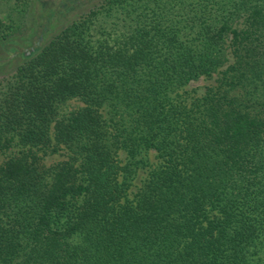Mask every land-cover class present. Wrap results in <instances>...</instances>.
Masks as SVG:
<instances>
[{
    "label": "trees",
    "instance_id": "16d2710c",
    "mask_svg": "<svg viewBox=\"0 0 264 264\" xmlns=\"http://www.w3.org/2000/svg\"><path fill=\"white\" fill-rule=\"evenodd\" d=\"M43 47L0 81V264H264V0H104Z\"/></svg>",
    "mask_w": 264,
    "mask_h": 264
},
{
    "label": "rangeland",
    "instance_id": "374dc122",
    "mask_svg": "<svg viewBox=\"0 0 264 264\" xmlns=\"http://www.w3.org/2000/svg\"><path fill=\"white\" fill-rule=\"evenodd\" d=\"M104 0H0V81L13 74L17 68L29 60L35 51L40 52L58 33L84 14L99 6ZM33 56V55H32ZM219 72L213 76H201L184 89L188 100L205 94L207 88L216 83ZM84 105L78 98L69 99L65 109L73 110ZM20 149L13 147L0 154V163ZM47 166L68 158L65 148L58 152L44 154ZM121 152L120 158L125 159ZM154 154L152 153V158ZM145 171H140L134 187L141 183Z\"/></svg>",
    "mask_w": 264,
    "mask_h": 264
}]
</instances>
